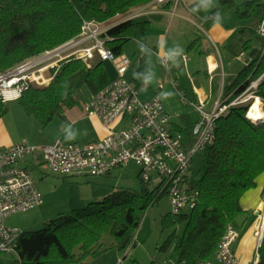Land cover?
I'll use <instances>...</instances> for the list:
<instances>
[{
  "label": "trees",
  "instance_id": "trees-1",
  "mask_svg": "<svg viewBox=\"0 0 264 264\" xmlns=\"http://www.w3.org/2000/svg\"><path fill=\"white\" fill-rule=\"evenodd\" d=\"M151 1L0 0V75L77 38L85 21L105 23L136 8L134 12ZM246 3L261 19L264 17V0ZM170 5L168 3L165 9ZM150 23V14L136 16L113 25L102 37L107 38L106 45L120 56L130 40L145 41ZM261 54L244 67L232 83H226L224 99L227 100L224 103L246 92L264 72V54ZM50 71V83L44 86L30 84L16 100L42 126H48L66 108L82 103L86 92L96 93L113 80L104 60L98 57L88 62L71 55ZM140 71L136 79L142 76ZM253 94L264 103V76L253 89ZM8 102L0 101V119L8 112ZM252 102L253 99L232 105L219 116L215 121L213 143L194 155L188 190L199 192L196 205L177 215L168 213L162 219L167 227L184 224L183 235L175 245L179 252L177 264H196L201 259H212L229 224L239 230L240 237L242 235L241 217L246 211L241 199L257 186V178L264 174V118L255 120L248 116ZM181 118L184 124L178 125L176 131L184 136L187 144H192L199 118L194 122L188 113L182 114ZM140 172L139 167L141 189L115 190L101 201L90 202L68 214L62 213L48 221L43 229L22 231L16 252L12 253L17 255L14 261L19 264L83 263L87 256L100 252L102 236L108 232L120 248L135 244V234L150 204L148 185L156 177L160 181L157 175L149 181L144 180ZM173 235L176 230L170 237ZM258 255L257 264H264V237ZM1 256L0 264H6Z\"/></svg>",
  "mask_w": 264,
  "mask_h": 264
},
{
  "label": "built area",
  "instance_id": "built-area-1",
  "mask_svg": "<svg viewBox=\"0 0 264 264\" xmlns=\"http://www.w3.org/2000/svg\"><path fill=\"white\" fill-rule=\"evenodd\" d=\"M179 2L180 0H152L125 16L123 21L164 11L168 3L173 6L169 13L174 14ZM113 25L85 21L77 38L40 56L30 58L0 75V83H3L0 87V101L17 100L32 82H46L43 74L34 73L36 79H31L30 75H26V70L31 67L39 68L51 59H56L49 65L51 68L59 66L60 61L71 55L85 58L88 62L96 57L115 62L117 56L106 45L107 38L102 37ZM257 31L263 40L261 53L264 54V17L260 20ZM159 56L169 72V54L164 52ZM129 64V59L122 58L117 66V76L86 102L87 113L96 115L110 128L103 139L87 144L64 142L62 139L46 145H31L26 140L10 147L0 144V255L16 252L17 241L23 231L8 226L7 218L14 213L34 209L43 204V194L33 172L28 167L19 166L21 160L38 151H41L47 166L62 175H106L115 167L136 163L141 168L140 173L144 180H151L153 175L160 177V184H163L161 191L168 194L173 215L196 205L199 192L188 190L194 155L213 143L216 119L230 106L251 100L255 95L250 89L261 79L253 82L246 92L233 101L217 103L210 111L204 109L200 103H191L199 112V120L193 131L194 142L187 144L184 136L171 128V116L166 111L160 95L147 101L140 99L138 89L125 77ZM49 66L40 69L44 70ZM51 79L52 76L49 82ZM183 99L185 100L184 97ZM127 115L131 116L128 127L113 128L115 121ZM253 226L257 242L254 264H257L258 249L264 237V208L258 213ZM239 238V230L229 224L214 257L198 260L196 264H241L235 252V244Z\"/></svg>",
  "mask_w": 264,
  "mask_h": 264
},
{
  "label": "crops",
  "instance_id": "crops-1",
  "mask_svg": "<svg viewBox=\"0 0 264 264\" xmlns=\"http://www.w3.org/2000/svg\"><path fill=\"white\" fill-rule=\"evenodd\" d=\"M246 1L250 0H212V6L205 10L204 6L208 0H180L174 14L169 13L173 9L172 5L164 11L150 13L151 23L145 41L141 42L138 39L129 41H135L137 44L136 60L122 56L129 43L127 42L122 55L117 56L115 62L104 61L109 76L114 79L122 58L129 59L130 64L125 77L138 88L142 101L160 95L162 102L165 101L163 105L166 111L171 116L170 126L175 131L178 125L184 124L182 114L188 113L196 122L199 112L191 103H200L204 109L210 111L217 103L226 101L227 99H224L226 83H232L244 67L261 54L263 40L257 31L261 17L253 12ZM133 10L119 14L102 25L121 22ZM164 52L169 54V72L164 69L159 56ZM140 69L142 76L136 79ZM263 76L264 72L257 80ZM161 84L163 87H160ZM257 85L252 87L250 92H253ZM172 92L179 96V103L183 105L180 107L183 109L180 113H177L175 108L177 95L173 96ZM94 94L86 92V99L82 103L57 114L48 126H42L34 116L27 114L15 103V100H10L9 103L12 105L8 106V112L0 119L1 146L10 147L23 140L31 145H46L57 139L79 144L103 139L110 128L96 115L88 114L85 107L86 102L91 100ZM168 109L177 113L174 117L178 118L179 123L174 122ZM130 123L131 116L127 115L115 121L112 126L122 128L128 127ZM29 158L39 163L44 162L41 151H38L21 160L19 166L27 167L26 160ZM132 164L137 166L136 163H130L122 167H129ZM137 168L139 176V167ZM263 202L264 174L257 178V186L248 190L241 199L246 214L241 217L243 228L240 230L247 229L253 241L255 240L253 223L257 218L256 214L258 215L263 208Z\"/></svg>",
  "mask_w": 264,
  "mask_h": 264
},
{
  "label": "rangeland",
  "instance_id": "rangeland-1",
  "mask_svg": "<svg viewBox=\"0 0 264 264\" xmlns=\"http://www.w3.org/2000/svg\"><path fill=\"white\" fill-rule=\"evenodd\" d=\"M136 50V42L131 41L126 45L122 56L131 57L133 60ZM55 61L56 59H51L43 66L37 67L38 69L31 67L26 70V75H30L31 79H36L33 76L34 73L43 74L47 79L46 82L43 79L44 83L34 81L33 85L44 86L50 83L51 66L49 65ZM45 66L49 67L44 70L40 69ZM164 69L167 71L165 66ZM2 85L3 83H0V87ZM172 95L177 94L172 92ZM178 97L177 95L175 108L177 113H180L183 110L180 107L183 105L179 103ZM14 102L20 105L18 101ZM163 102L165 101L163 100ZM8 103L7 106L10 107L12 103ZM169 112H171L174 122L179 123L178 118L174 117L177 116V113H173L171 110ZM26 162V166L31 169L38 181L44 197L43 204L34 209L14 213L6 220L8 226L17 227L25 232L43 229L48 221L58 218L62 213L68 214L75 209L86 207L90 202L101 201L115 190L141 189V179L135 164L129 167L115 168L110 174L93 176L85 174L62 175L53 172L44 162L39 163L32 158L27 159ZM159 182V178L156 177L148 185L150 204L145 210L141 226L135 234V244L127 248H120L115 238L109 232L105 233L101 239L103 246L100 252L97 255L87 256L83 260L85 264L178 263L179 252L175 250V245L183 235L184 224L175 225V227L163 225L162 219L172 212V205L166 192L157 197L163 187V184H159ZM256 216L258 215L256 214ZM175 230L176 235L170 237V234ZM255 240L253 241L252 235L247 229H243L241 237L235 244V252L241 264H254L257 243ZM1 258L6 261V264H19L14 261L17 260L15 254H2Z\"/></svg>",
  "mask_w": 264,
  "mask_h": 264
},
{
  "label": "bare ground",
  "instance_id": "bare-ground-1",
  "mask_svg": "<svg viewBox=\"0 0 264 264\" xmlns=\"http://www.w3.org/2000/svg\"><path fill=\"white\" fill-rule=\"evenodd\" d=\"M45 69V68H44ZM253 102L251 108L249 110L248 116L255 120H260L264 118V109H263V102L259 96H252ZM264 208V202L262 204ZM254 231V226H253ZM255 236V235H254Z\"/></svg>",
  "mask_w": 264,
  "mask_h": 264
},
{
  "label": "clouds",
  "instance_id": "clouds-1",
  "mask_svg": "<svg viewBox=\"0 0 264 264\" xmlns=\"http://www.w3.org/2000/svg\"><path fill=\"white\" fill-rule=\"evenodd\" d=\"M212 6V0H208V2L206 3V5L204 6V9L207 10L208 8H210ZM194 11H197L196 9H193Z\"/></svg>",
  "mask_w": 264,
  "mask_h": 264
},
{
  "label": "water",
  "instance_id": "water-1",
  "mask_svg": "<svg viewBox=\"0 0 264 264\" xmlns=\"http://www.w3.org/2000/svg\"><path fill=\"white\" fill-rule=\"evenodd\" d=\"M143 187H144V189H146V184L145 183H143ZM258 259H260V257H258Z\"/></svg>",
  "mask_w": 264,
  "mask_h": 264
}]
</instances>
